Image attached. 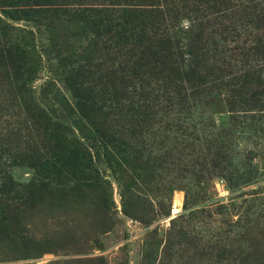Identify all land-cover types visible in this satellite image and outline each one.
<instances>
[{
    "label": "trees",
    "instance_id": "16d2710c",
    "mask_svg": "<svg viewBox=\"0 0 264 264\" xmlns=\"http://www.w3.org/2000/svg\"><path fill=\"white\" fill-rule=\"evenodd\" d=\"M5 18L44 25L50 47L58 57L64 55L61 67L50 68L51 78L39 92L33 83L42 57L33 35ZM184 19L189 23L183 27ZM242 19L250 29L260 30L264 0H0V94L6 105L24 115L22 123L1 132L0 241L5 235L20 238L21 214L45 203L46 196L94 193L100 212L112 218L116 207L90 166L88 141L102 146L122 181L130 178L138 161L137 152L127 148L137 146L144 131L161 123L160 115L179 121L198 105L207 107L218 93L235 97L251 93L254 85L264 86V52L256 49L259 42L248 28L243 39L236 26ZM197 21L203 33L193 41L188 32ZM80 23L93 30L97 52L112 64L106 82L99 80V85L89 82L94 75L91 58L82 56L85 67L81 60L71 61L66 33L60 32ZM262 43L264 50V39ZM121 122L129 126L119 130ZM124 136L132 139L131 145ZM209 136L208 144L216 146ZM11 167H27L33 178L16 183L8 172ZM122 186L124 196L144 195ZM124 212L137 217L127 205Z\"/></svg>",
    "mask_w": 264,
    "mask_h": 264
},
{
    "label": "rangeland",
    "instance_id": "374dc122",
    "mask_svg": "<svg viewBox=\"0 0 264 264\" xmlns=\"http://www.w3.org/2000/svg\"><path fill=\"white\" fill-rule=\"evenodd\" d=\"M5 21L33 35L42 57L33 83L39 92L51 78L50 68L61 67L64 55L54 53L57 49L50 47L51 35L44 25ZM245 22L236 24L243 39L248 28L259 42L256 49L264 52V24L258 23L256 30ZM188 23L184 19L183 27ZM199 23L188 32L193 41L203 33ZM84 27L80 23L60 32L66 33L71 61L81 60L85 67L88 62L82 56L91 58L94 75L89 82L99 85V80L106 82L112 64L97 52L100 45L93 30ZM250 90L235 97L218 93L207 107L198 105L179 121L160 115L161 123L144 131L137 146L127 148L137 152L133 154L138 161L133 159L135 169L122 181L102 146L88 141L90 166L116 207L112 218L100 212L94 193L66 199L46 196L45 203L21 214L20 238L3 236L0 264H264V86ZM0 108L2 140L1 132L22 123L24 115L6 105L1 94ZM117 126L123 130L119 127L129 125ZM209 135L216 146L208 144ZM8 172L16 183L27 184L33 178L27 167H11ZM123 184L125 190L135 194L136 188L144 195L124 196ZM124 205L137 217L127 216Z\"/></svg>",
    "mask_w": 264,
    "mask_h": 264
}]
</instances>
